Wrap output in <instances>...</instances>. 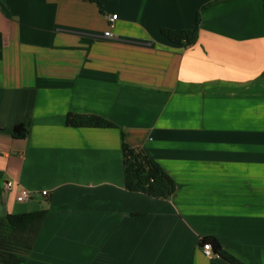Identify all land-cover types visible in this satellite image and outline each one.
Returning a JSON list of instances; mask_svg holds the SVG:
<instances>
[{
  "label": "crops",
  "instance_id": "obj_1",
  "mask_svg": "<svg viewBox=\"0 0 264 264\" xmlns=\"http://www.w3.org/2000/svg\"><path fill=\"white\" fill-rule=\"evenodd\" d=\"M210 1L0 0V218L46 210L0 233L23 264H229L203 236L264 264V9ZM198 10L193 45L160 34ZM122 132L174 180L169 199L124 187Z\"/></svg>",
  "mask_w": 264,
  "mask_h": 264
},
{
  "label": "trees",
  "instance_id": "obj_2",
  "mask_svg": "<svg viewBox=\"0 0 264 264\" xmlns=\"http://www.w3.org/2000/svg\"><path fill=\"white\" fill-rule=\"evenodd\" d=\"M91 1V0H83ZM229 0H212L201 7V10ZM264 9V0H262ZM99 10L101 5L98 3ZM201 11L195 14L194 26L191 29L160 28V34L170 43L193 45L198 38ZM65 124L69 127L88 128H119L112 120L95 113L69 112L65 118ZM27 135V127L24 123L16 124L12 129L14 138H24ZM123 181L124 187L131 192H139L153 198L169 199L175 192L174 180L164 171L161 165L150 157L140 146H132L124 141L122 132L121 143ZM46 210L40 209L23 213H7L0 218V233L24 232L27 227L44 217ZM200 244L209 243L215 256L229 264H245L241 259L225 250L217 238L203 236ZM25 257L16 254L6 247L0 246V264H23ZM210 264H216L211 262Z\"/></svg>",
  "mask_w": 264,
  "mask_h": 264
},
{
  "label": "built area",
  "instance_id": "obj_3",
  "mask_svg": "<svg viewBox=\"0 0 264 264\" xmlns=\"http://www.w3.org/2000/svg\"><path fill=\"white\" fill-rule=\"evenodd\" d=\"M117 18V15L116 14H111L109 16H107V20H108V23H109V26L112 27L113 26V23L114 21L116 20ZM104 37H109L111 35V31L110 29L104 31L103 33ZM5 188L9 189L10 186L8 184H5L4 186ZM42 195H47L48 194V191L47 190H43L42 192ZM32 195V192L27 190V189H21L18 194L16 195V200L19 201V202H24V201H27ZM201 248H202V252L205 256L207 257H212L214 256L213 252H212V247L209 243H204L201 245Z\"/></svg>",
  "mask_w": 264,
  "mask_h": 264
},
{
  "label": "rangeland",
  "instance_id": "obj_4",
  "mask_svg": "<svg viewBox=\"0 0 264 264\" xmlns=\"http://www.w3.org/2000/svg\"><path fill=\"white\" fill-rule=\"evenodd\" d=\"M14 233H16V234H17L18 232H13L12 234H14Z\"/></svg>",
  "mask_w": 264,
  "mask_h": 264
}]
</instances>
